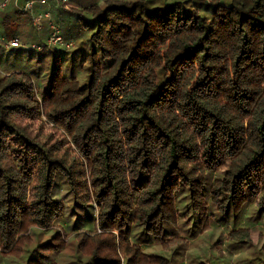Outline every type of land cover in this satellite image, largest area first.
<instances>
[{
  "label": "trees",
  "instance_id": "trees-1",
  "mask_svg": "<svg viewBox=\"0 0 264 264\" xmlns=\"http://www.w3.org/2000/svg\"><path fill=\"white\" fill-rule=\"evenodd\" d=\"M27 1L0 10V35L42 43L48 24H32ZM200 1L34 4L79 43L48 49L44 94L25 71L0 75V255L50 233L21 264H58L70 237L77 251L95 243L71 264H174L149 245L186 243L214 217L241 223L253 204L264 214V0ZM67 53L86 68L81 82L62 69ZM61 183L70 232L58 224ZM244 237L229 231L228 243Z\"/></svg>",
  "mask_w": 264,
  "mask_h": 264
},
{
  "label": "rangeland",
  "instance_id": "rangeland-1",
  "mask_svg": "<svg viewBox=\"0 0 264 264\" xmlns=\"http://www.w3.org/2000/svg\"><path fill=\"white\" fill-rule=\"evenodd\" d=\"M72 1L74 0H69V6L67 8H62L64 10L74 11L76 9V6H74ZM80 1L86 2L87 0ZM97 2H101V0H97ZM190 2L200 3L201 1L190 0ZM25 24L26 23L23 21V27ZM78 43L79 42H76L75 40L74 48L76 47V45H78ZM28 45L29 44L23 45V50L18 49L17 53L15 52L16 49H14L13 51L11 50L10 52H2L0 50V75L7 74L13 70L25 71L33 77L38 92L37 94H44L47 86L46 81L50 74L51 66L54 62L53 55L55 51L48 50L44 52V57H42L39 55V53L31 52L27 48ZM60 54V57L62 58L64 54ZM65 56L66 58L61 62L64 73L75 77L80 82L84 80L86 68L85 66H81L82 60L79 58L80 56H77V58H71L72 56L69 53H67V55ZM31 126H37V121L32 122ZM43 130L45 132L49 130V125L45 124ZM63 185L64 184L61 183V186H59V197H61V199L63 200L65 206V214L59 218L58 224L64 223V227L68 225L65 231L70 232L72 231V222L75 221L76 215L72 211L74 210V208L71 198L67 195L66 189ZM254 208H256V204H253L249 209H247L245 216L250 217L247 219L244 217L241 218V223H233V217L230 216L221 219L220 221L219 219L214 217L207 231L200 232L194 238H189V236H187V244L184 243L183 240L177 239L171 245L170 243L168 244L170 245V247L164 249L160 246H153L151 243L146 252L160 253L166 257H173L174 264H264V214L260 213L259 217H256L255 212L253 211ZM211 211L213 212L214 208H212ZM77 212L78 215L83 219L86 218V208L81 211L77 210ZM78 228L79 229H77V231H88L90 229H88L85 225H79ZM238 229L244 232L245 237L240 239L242 242L235 243L233 245L229 244V240L227 238L228 232H237ZM138 231V229L134 230L133 234L137 233ZM89 235L94 236L95 234L89 233ZM50 236V233H44L42 235L34 234L32 238L21 244V248L17 253L18 256L22 257L26 248L34 247L38 241L47 239ZM64 238H66V236H64ZM91 238L92 237H89L88 239ZM219 238L220 241H217L218 243H214V241L218 240ZM98 239H100V237ZM66 240H69L67 242L66 248L61 253H58V255H56L58 264H71V262L76 260L77 256L85 254L82 251L84 248H86V250H91L95 244L88 243V245H85L84 248H81L79 249V251H77L78 244L75 247L77 243L76 239L70 237V239L67 238ZM131 240L135 241L134 237L131 238ZM90 241L91 240H88L87 242ZM89 245H92L91 249ZM238 247H241L243 249H236ZM18 256H12L11 258H8L0 255V264L23 263V259ZM86 258L87 254L84 255L83 259L86 260ZM246 258L247 260L245 261Z\"/></svg>",
  "mask_w": 264,
  "mask_h": 264
},
{
  "label": "built area",
  "instance_id": "built-area-1",
  "mask_svg": "<svg viewBox=\"0 0 264 264\" xmlns=\"http://www.w3.org/2000/svg\"><path fill=\"white\" fill-rule=\"evenodd\" d=\"M49 0H28L21 6V9L24 12H28L32 17V24L37 28L41 29L42 21H46L49 27V35L42 43H31L28 45V49L36 52H43L45 50L64 47L65 49H71L74 46L73 42H66L61 34V30L56 22L53 20L49 6L44 12H34V4H46ZM9 0L0 1V10L4 9L8 4ZM15 3L18 4V0H15ZM57 4L61 7L67 8L69 6V0H58ZM0 43L3 44L5 50H9L11 47H23L20 41L17 38L6 39L3 36H0Z\"/></svg>",
  "mask_w": 264,
  "mask_h": 264
},
{
  "label": "crops",
  "instance_id": "crops-1",
  "mask_svg": "<svg viewBox=\"0 0 264 264\" xmlns=\"http://www.w3.org/2000/svg\"><path fill=\"white\" fill-rule=\"evenodd\" d=\"M73 4H75V3H73ZM34 8H35V7H34ZM38 9H41V8H38ZM37 11L43 12V11H41V10H37Z\"/></svg>",
  "mask_w": 264,
  "mask_h": 264
}]
</instances>
